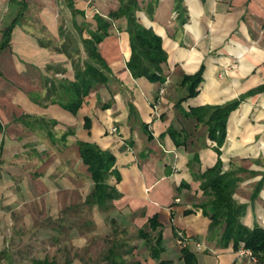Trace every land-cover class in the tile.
<instances>
[{"label":"crops","instance_id":"1","mask_svg":"<svg viewBox=\"0 0 264 264\" xmlns=\"http://www.w3.org/2000/svg\"><path fill=\"white\" fill-rule=\"evenodd\" d=\"M25 1L10 45L0 51V238L11 236V229L19 242L71 235L80 252L87 236L97 235L93 227L117 228L118 223L127 232L135 224L141 242L123 250L107 246L99 260L89 253L72 262L159 264L140 233L149 227L153 237L162 232L160 259L173 264H184L183 246L195 253L197 264H256L232 244L218 243L210 218L197 205L206 196L196 175L220 157L223 171L243 176L233 195L246 204L241 220L264 226V89H258L264 85V0H138L139 21L161 35L168 53L162 64L165 79L131 74L127 19L115 18L99 45L112 79L94 86L76 113L64 107L70 94L61 86L75 80L73 61L88 56L78 28L95 29V13L108 16L120 2ZM6 6L3 28L21 9L15 0H0V11ZM64 44L70 54L60 50ZM200 70L198 93L187 97L184 76ZM52 86L58 87L56 94L48 93ZM242 94L228 117L219 155L207 125L188 112ZM81 140L116 156L121 179L111 176L109 182L119 196L108 208L87 201L94 182ZM154 214L157 230L148 225ZM132 254L137 259L129 261Z\"/></svg>","mask_w":264,"mask_h":264},{"label":"trees","instance_id":"2","mask_svg":"<svg viewBox=\"0 0 264 264\" xmlns=\"http://www.w3.org/2000/svg\"><path fill=\"white\" fill-rule=\"evenodd\" d=\"M15 1L21 5V9L11 23L2 29L0 51L10 45L12 30L21 20L26 7L25 0ZM119 2V8L111 11L108 16L95 13L94 18L97 22L95 29L88 28L87 24L78 28L88 56L84 60L80 57L78 62L76 59L73 61L75 80L65 81L64 86L60 85L69 90L70 94L69 99L63 105L74 113L82 106L85 97L94 86L100 83L107 84L112 79V69L100 52L99 45L109 35L112 20L115 18L125 16L127 19L126 30L130 37L131 55L126 65L131 74L134 77L145 76L151 81H163L165 79L162 64L167 61L168 53L163 47L161 35L139 21L137 16V10L140 7L138 0H119ZM185 20L186 17H184ZM60 50L70 54L67 44L62 45ZM201 80L202 70L184 76L183 82L188 86L187 97L198 93ZM51 88L48 93L56 94L55 90L58 87L52 86ZM258 89L263 90L264 85H261ZM244 97L245 94H242L238 98L223 104L191 107L188 112V114H192L197 120H202L207 125L208 135L216 141L215 149L219 155L222 152L221 146L226 137L228 117ZM85 124L87 127L90 126L89 118H86ZM1 128L0 121V130ZM175 132V129H171L174 136H176ZM79 145L82 158L88 164L94 182L93 190L87 201L108 208L110 201L119 196L115 185L109 182L111 176H115L117 181L121 179V174L115 166L116 156L111 150L102 149L96 143L81 140ZM222 165V159L219 157L213 166L196 175L201 179L200 187L206 196L197 205L210 218L209 229L219 235L218 243L221 246L226 247L232 244L236 250L241 247L248 248L256 258V264H264V226L258 223L253 226L246 225L241 220L246 210V204L240 203L233 197L243 176L238 175L233 169L223 171ZM190 211L187 210V212ZM148 221V225L151 226L152 230H157L160 226L157 214L150 217ZM140 233L146 238V242L150 243L151 254L154 258L159 259V264H173L169 259H160V255L164 250L163 236L160 230L154 237L150 231L144 228L140 230ZM1 251L0 253H2ZM181 253L184 264H197L195 253L187 246L181 248ZM112 255L116 256L115 251L112 252ZM35 263L51 264L47 258H37ZM9 264L19 263L11 260ZM121 264L126 263L123 260Z\"/></svg>","mask_w":264,"mask_h":264},{"label":"rangeland","instance_id":"3","mask_svg":"<svg viewBox=\"0 0 264 264\" xmlns=\"http://www.w3.org/2000/svg\"><path fill=\"white\" fill-rule=\"evenodd\" d=\"M7 9L8 8L6 6L3 12L0 11V38L1 30L5 23V16L3 14H7ZM23 20H25V18H23ZM1 79L2 81H4V78L1 77ZM16 80H19V78H17ZM3 84L10 85L8 82L5 81ZM0 99L1 101L4 100V98ZM6 100L7 99H5V101ZM67 224H70L71 227L73 225V222L70 221L67 222ZM117 225V228H114L113 225H107L106 229L104 226H96L97 228L93 227L97 230V235L90 238L87 236L88 243L86 247H82L80 252H78V249L76 247L74 248V245L72 244L71 235H64L63 237H56L54 239L50 238L44 242L34 237H27L19 242V238H15L13 236L14 231L11 229L10 232H7L11 233V236L0 238V250H2V253H0V264H9L11 260L19 264H36L35 260L37 258H47L48 260H50L51 264H74L72 260L76 256L83 258L88 256L89 253H91V255L93 254L99 260L103 256V251L105 248H107V246L118 247L117 250H123L124 247L128 244L133 245L138 242H141V238L138 236V232L136 230L137 225L134 224L131 227V230L127 232H124L121 229L120 224L117 223ZM71 229H67L64 231L65 233L71 232ZM149 229L150 228L148 227L147 230ZM5 235L7 234L5 233ZM121 242H123V244ZM136 257L137 256L135 254V257L133 258L132 254L127 258L130 261L137 259Z\"/></svg>","mask_w":264,"mask_h":264},{"label":"built area","instance_id":"4","mask_svg":"<svg viewBox=\"0 0 264 264\" xmlns=\"http://www.w3.org/2000/svg\"><path fill=\"white\" fill-rule=\"evenodd\" d=\"M160 92L162 93V92H164V88H161L160 89ZM117 130V127H112V132H115ZM180 237L181 238H183V234L180 232ZM184 243H186V241L185 242H183V244ZM198 245H200L199 243H198ZM239 252H240V254L241 255H247V256H249L250 258H252L253 260H255L256 261V258L254 257V255H253V253H252V251L250 250V249H248V248H244V247H241L240 249H239Z\"/></svg>","mask_w":264,"mask_h":264},{"label":"bare ground","instance_id":"5","mask_svg":"<svg viewBox=\"0 0 264 264\" xmlns=\"http://www.w3.org/2000/svg\"><path fill=\"white\" fill-rule=\"evenodd\" d=\"M247 113V112H246ZM231 127H232V125H231Z\"/></svg>","mask_w":264,"mask_h":264}]
</instances>
